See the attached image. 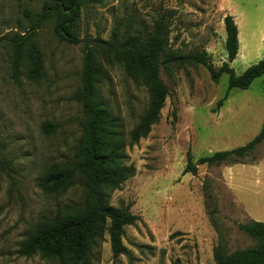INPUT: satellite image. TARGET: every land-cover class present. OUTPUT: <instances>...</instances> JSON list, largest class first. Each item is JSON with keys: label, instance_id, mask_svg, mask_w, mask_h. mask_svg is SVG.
I'll use <instances>...</instances> for the list:
<instances>
[{"label": "rangeland", "instance_id": "1", "mask_svg": "<svg viewBox=\"0 0 264 264\" xmlns=\"http://www.w3.org/2000/svg\"><path fill=\"white\" fill-rule=\"evenodd\" d=\"M52 2L0 0V264H61L38 252L20 256L18 250L42 217L82 197L78 188L64 195L40 188L48 170L73 159L85 125L82 106L72 99L82 85L83 45L60 41L51 21L32 30L35 17ZM228 15L240 40L230 67L241 74L264 55V0H83L76 26L82 39L111 42L118 28L116 41L122 45L160 26L165 46L159 76L169 91L159 123L130 147L129 134L147 108L148 90L124 61L99 55L107 79L97 84V100L125 143L126 165L136 170L112 192L111 205H130L140 220L125 227L129 256L114 259L105 234L90 264H214L221 243L229 253L255 245L239 225L264 222V206L251 202L250 187L258 182L247 166L264 158V143L242 163L202 165L196 175L184 174L188 153L196 162L244 146L262 125L264 77L248 90L232 89L218 107L228 91V75L216 84L202 65L179 61L204 52L217 68L227 62ZM23 35L39 51L41 69L31 73L26 60L15 80L8 40ZM46 124L57 127L47 131Z\"/></svg>", "mask_w": 264, "mask_h": 264}, {"label": "trees", "instance_id": "2", "mask_svg": "<svg viewBox=\"0 0 264 264\" xmlns=\"http://www.w3.org/2000/svg\"><path fill=\"white\" fill-rule=\"evenodd\" d=\"M83 0H53L50 5L33 20L32 30L51 21L55 36L71 45H83L84 65L82 85L72 99L82 106L85 125L71 161L54 165L44 175L40 188L49 194L64 195L78 188L82 197L79 202H68L50 216H44L36 227L34 235L21 243L18 254L29 257L38 252L43 259L58 260L61 264H90L98 245L108 235L114 259L129 256L123 243L125 227L134 225L140 218L130 211V205H111L112 192L120 189L127 180L135 176L133 166L126 165V146L116 130L115 121L97 100V84L107 79L99 55L108 54L117 61H124L126 69L140 79L149 93V103L137 126L129 134L132 147L145 139L154 125L160 121L161 111L168 97V88L160 79L161 56L165 46L161 28L141 37H131L122 45H117L118 28L113 30L112 41L82 39L76 33ZM228 35L227 62L215 67L204 52L179 58L183 63L199 64L205 67L214 83L228 75V91L218 101L221 107L232 89L248 90L255 79L264 77V58L256 65L237 74L229 67L238 49V26L233 16L224 18ZM237 26V27H236ZM13 50V78L18 80L24 61L28 60L31 73H39L41 57L35 44L28 36H16L8 40ZM210 59V58H209ZM172 60L170 57L167 64ZM54 124H46L47 131L56 129ZM264 143V121L259 133L246 145L232 150L215 152L210 156L188 162L184 174L196 175L202 165H220L223 162L242 163L256 147ZM239 229L256 243L253 247L227 252L221 243L214 250V264H264V222L251 221L240 224Z\"/></svg>", "mask_w": 264, "mask_h": 264}, {"label": "crops", "instance_id": "3", "mask_svg": "<svg viewBox=\"0 0 264 264\" xmlns=\"http://www.w3.org/2000/svg\"><path fill=\"white\" fill-rule=\"evenodd\" d=\"M237 27V26H236ZM237 30H238V28H237ZM264 33V32H263ZM227 39H228V35H227V32H226V36H225V45H227ZM239 51H240V40H239V30H238V49H237V54H236V56H235V58L231 61V62H229V67H230V64L231 63H233L234 61H235V59L237 58V56L239 55ZM226 56H228V53H227V55ZM264 58V55H263V57H262V59ZM262 59H260L259 61H258V63L262 60ZM258 63H256V64H258ZM256 64H254V65H256ZM254 65H251V66H249L248 68H250V67H252V66H254ZM231 68V67H230ZM218 116H222V111L219 113V114H217V118H218ZM263 117H261V119L260 120H262V124H263V121H264V113H263V115H262ZM218 120L216 119V122H217ZM218 123V122H217ZM261 127H262V125H261ZM261 129V128H260ZM250 169H251V171H253V172H255L256 173V181L258 182L257 184H255L254 186H251L250 187V190H249V192H250V196H251V202L255 205V207H257V208H262L264 205H262V204H264V185L263 186H261L262 185V177H263V175H264V158L263 159H260V160H258L256 163H254V164H252V165H247ZM233 183L232 184H234V186H235V183H234V181H232ZM234 191L235 192H237L238 190L236 189V186L234 187ZM250 201V200H249ZM254 201V202H253ZM240 203H241V205H242V207L243 208H245V202H244V200H242V199H240ZM252 219V218H251ZM252 221H255V220H253L252 219Z\"/></svg>", "mask_w": 264, "mask_h": 264}]
</instances>
